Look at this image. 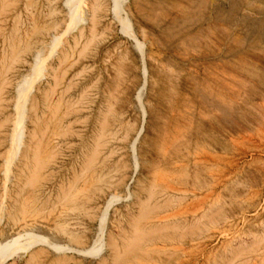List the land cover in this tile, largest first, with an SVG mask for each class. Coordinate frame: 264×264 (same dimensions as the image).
Segmentation results:
<instances>
[{
	"label": "rangeland",
	"instance_id": "374dc122",
	"mask_svg": "<svg viewBox=\"0 0 264 264\" xmlns=\"http://www.w3.org/2000/svg\"><path fill=\"white\" fill-rule=\"evenodd\" d=\"M0 264H264V0H0Z\"/></svg>",
	"mask_w": 264,
	"mask_h": 264
},
{
	"label": "bare ground",
	"instance_id": "6f19581e",
	"mask_svg": "<svg viewBox=\"0 0 264 264\" xmlns=\"http://www.w3.org/2000/svg\"><path fill=\"white\" fill-rule=\"evenodd\" d=\"M119 2H120V0H114V9H115V11L117 12L118 11V9H119ZM140 49H141V47H140ZM142 88H141V90H140V92H142V89L144 88V84L141 86ZM142 118H143V120H144V112H142ZM101 223H102V221H101ZM102 225V224H101ZM104 225V224H103ZM102 227V226H101ZM104 227V226H103ZM29 231V230H28ZM32 234V232H31V230L29 231V232H27V231H23L22 233H18L17 235H15V236H13V237H16V238H22V237H27V236H30ZM142 237V236H141ZM116 245V244H115ZM115 262V261H114Z\"/></svg>",
	"mask_w": 264,
	"mask_h": 264
}]
</instances>
